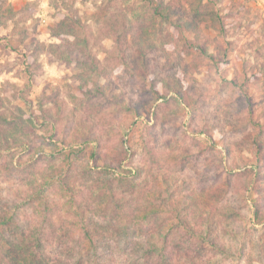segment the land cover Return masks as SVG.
Instances as JSON below:
<instances>
[{
    "label": "trees",
    "instance_id": "obj_1",
    "mask_svg": "<svg viewBox=\"0 0 264 264\" xmlns=\"http://www.w3.org/2000/svg\"><path fill=\"white\" fill-rule=\"evenodd\" d=\"M121 1L125 6L119 11L107 13L103 4L99 8L102 20L94 16L102 25L99 35L111 39L115 45L105 61H120L127 73L123 79L131 81L132 94L116 97L114 113H138L141 107L130 109L133 104L145 108L144 99H136V94L154 96V102L165 97L163 92L181 94L185 73L197 72L210 61L223 63L219 55H208L205 48L186 67L176 65L177 59L172 56L175 51L182 54L189 47L181 45L185 33L195 34L198 42L202 28L223 37L229 33L231 14L222 12L219 0ZM59 16L61 20L53 32L66 42L63 45L66 59L72 61L75 53L85 56L79 61L83 80L89 84L85 100H92L93 94L106 97L104 87L92 84V76L105 77L107 71L92 53L80 18L64 12ZM164 27L168 30L164 31ZM71 47L74 49L70 50ZM168 48H175L174 52H167ZM159 60H163L161 65ZM152 64L158 69L151 70ZM217 65L214 67L219 68ZM155 72L162 75L155 76ZM220 81L224 90L232 94V99L226 96L228 109L238 103V93L244 92V101L239 102L245 104L246 111L234 107L227 113L223 127L228 125L232 133H245L251 140L250 146H254L248 149L255 154V175L250 170L251 174L239 172L233 177L256 176L255 182L249 183L256 195L259 224L264 220V83L254 84L260 91L255 96L251 78L235 74L231 79L222 76ZM164 84L162 91L160 87ZM210 91L206 86L194 85L193 92L188 94L189 106H194V111H203L213 95ZM52 100L48 98L39 103L38 109L25 111L19 105L5 108L0 96V179L5 183L4 188L0 187V264H106L103 260L109 259V254H117L118 264H196L194 254L201 257L202 252H208L203 249L205 243L220 253L229 252L217 234L222 223L219 215L223 222H228L233 212L227 202L231 188L221 178L222 154L202 160L204 174L195 186L188 184L183 190L178 189L176 178H167L165 167L170 162H189L188 150L183 157L177 153L169 157L159 147L150 146L151 181L149 176L139 175L141 168L139 172L130 169L121 175L117 170L122 168V162L130 159L131 164L135 160L125 148L124 139L121 137L115 151H106L104 141L111 138V131L103 137L98 133L101 126L96 119L72 120L75 110L69 116L63 103ZM50 101L52 104L47 106ZM95 109L99 113L98 106ZM109 124L113 122L104 126ZM118 133L122 135L123 131L118 129ZM210 136L214 141L213 135ZM241 142L228 146L227 153L231 155L232 147L242 145ZM46 147L50 154L45 153ZM161 174L165 178L162 182ZM229 177L232 179L231 173L228 180ZM194 237L200 243L196 248L204 251H194ZM260 246L256 260L264 261V244ZM251 250L246 253L241 249L250 263L255 261Z\"/></svg>",
    "mask_w": 264,
    "mask_h": 264
},
{
    "label": "rangeland",
    "instance_id": "obj_2",
    "mask_svg": "<svg viewBox=\"0 0 264 264\" xmlns=\"http://www.w3.org/2000/svg\"><path fill=\"white\" fill-rule=\"evenodd\" d=\"M105 1L107 0H0V96L4 100L5 108L19 105L25 111H30L31 108L38 109L39 103L49 98L53 99V102L63 103L69 116L75 110L76 114L71 116L72 120L79 117L96 119L97 124L101 126L99 134L103 137L108 131L113 134L111 138L105 139V150L115 151L122 137L131 158H135L131 164H128L130 159L122 162V168L120 171L117 170L121 175H125L130 169L134 172V169L138 171V168H141V172L138 171L139 175L143 178L149 176L151 181L153 164L148 153L150 146L157 149L159 147L162 154L169 157L174 153L183 157L188 150L191 153L189 162L184 164L170 162L164 166L169 175L167 178L177 179L179 190H183L188 184L195 186L204 174L202 160L222 157V154L224 174L221 178L227 180L231 188L227 202L233 212L228 222H223L219 215L222 223L217 229V234L221 242L229 248V252L220 253L205 243L203 249L207 248L208 252L203 253L202 248H196L195 245L200 243L197 242V237H194V251L202 252L201 257L194 254V262L264 264V261L256 260L257 252H261L260 245L264 244V220L259 224L256 221V195L253 194L252 185L249 183L255 182L254 175L257 171L255 154L248 149L251 140L245 133H232L228 125L226 128L223 127L230 110L234 107L241 110L246 108L245 104L239 102L244 101V92L238 93V103L228 109L226 96L229 95L232 99V94L224 90L226 88L220 81L222 76L231 79L237 74L242 78L245 76L251 78L254 82L252 86L256 82L264 83V71H261L264 66V0H219L218 5L221 10L223 9L222 12L230 11L231 14V21H228L230 23L227 25L229 33L223 37L214 30L202 28L203 35L199 42L195 34L185 33L186 38L180 44L189 47L178 48L184 50L182 54L174 52L176 47L171 50L168 48L167 52H174L172 56L177 59L174 63L180 67L194 63V58L201 54L202 48L207 50L208 55H219L223 63L217 65L216 62L210 61L208 65L200 66L197 72L190 70L185 73L181 94L173 91L163 92L165 97L154 102V96L144 97L138 92L139 95L136 94L135 97L144 99L145 108L142 104H133L129 107L130 109L141 107L138 113L132 111L114 113L116 97L120 94L130 95L133 91L131 81L123 79L127 73L120 66L122 63L118 60L105 61L115 45L111 39L99 35V28L102 25L94 18L96 16L102 20L99 8L103 4L107 13L119 11L125 4L121 0H109L108 3ZM61 12L77 15L84 25L83 35L88 37L92 53L107 71L105 77L92 76V84L104 87L107 91L106 97L93 94L92 100H85V88L89 84L83 80L79 63L85 56L75 53V59L69 62L63 46L66 42L64 39H58L53 32L61 20L59 16ZM164 28V31L168 30ZM105 31L104 29V34ZM197 42L194 54V45ZM218 46H221V49L217 50ZM72 49L74 47L70 48ZM159 61L161 65L163 60ZM214 64L219 68L214 67ZM155 66L152 64L151 70L158 69V66ZM159 75L162 74L155 72V76ZM160 78L162 79V77L157 79ZM196 84L212 89L210 93L213 95L207 100V106L203 111L200 109L194 111V106L190 107L187 100L188 94L193 92ZM160 88L164 91L165 84ZM251 90L255 96L260 94L257 85ZM184 91L187 94H184ZM94 103L97 105L93 107ZM47 104L49 106L52 102ZM97 106L99 113H95ZM160 106L161 110L158 109ZM110 122L113 124L104 126ZM118 129L123 131L122 135L116 134ZM208 129H212V132ZM209 133L213 135L214 141L211 140ZM235 141H242V145L232 147L234 154L230 155L227 153L229 149H226L234 145ZM214 151L215 154H212ZM45 153H51L49 148L46 147ZM250 170H254V175L250 178L233 177L239 172L251 174ZM154 173L157 175L156 170ZM228 173L232 174V179L230 177L227 179ZM159 179L162 182L165 179L164 174H161ZM0 187H5L1 179ZM166 216L169 218V215ZM241 249L246 253L252 249L255 261L248 262L246 253H241ZM183 259L185 260L182 257L181 260ZM118 260L117 254H109V259L103 262L118 264Z\"/></svg>",
    "mask_w": 264,
    "mask_h": 264
}]
</instances>
